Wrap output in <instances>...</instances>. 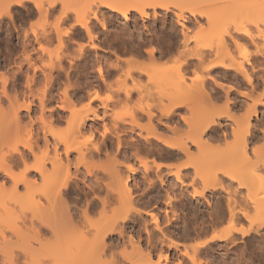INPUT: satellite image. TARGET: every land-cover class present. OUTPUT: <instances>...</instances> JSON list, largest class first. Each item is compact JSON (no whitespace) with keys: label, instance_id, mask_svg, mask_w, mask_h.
<instances>
[{"label":"rangeland","instance_id":"obj_1","mask_svg":"<svg viewBox=\"0 0 264 264\" xmlns=\"http://www.w3.org/2000/svg\"><path fill=\"white\" fill-rule=\"evenodd\" d=\"M76 1L78 0H75L73 2L75 3ZM91 1L93 2V0H86V1L82 0V2L80 1L81 6L83 5L82 7H84L85 5H89L91 3V6L94 7L95 4L93 2L94 4L93 5ZM163 1H167L170 3L171 7L169 11L158 8L157 13H155L153 9H149L148 17H143V18L140 17L139 14H137L134 11L131 12V15L129 16L131 18L129 20H125L124 17L118 14L117 12L106 11L105 9H103L105 11L102 10V14H101V11H100L99 12L100 18H103V16L106 17V20L108 18L107 20L108 28L107 30H102L101 26H99L100 24L97 23V21L93 19V23L95 24L96 29L100 31L98 39L94 40L95 44L99 45V47H96V48H91L89 44L90 41L88 40L87 37H84V38L77 37L79 41V42L77 41V43L65 38V47H63V49L59 47L58 36L55 33L56 29L66 30V29L71 28L73 24L75 25L74 17L76 15V14L75 15L73 14L74 11H71L74 9H71V10L68 9L69 11L72 12V14L70 13L69 15L70 17H68V19L65 18L63 20L61 18L60 20L59 17L63 13L61 9L65 7L64 5L62 6L61 3L57 5L56 7L57 9L56 8L50 9L51 12L49 10L48 12L45 10L46 12L45 11L44 12L46 14L43 13V11L41 14V12L39 13V11H37L34 4L30 2H26L25 6L23 7L16 6V5L13 7L11 11L13 15V17L11 18L13 19L9 18L10 16L8 15L0 17V95L1 97H3L2 99L4 102V103L2 102L3 104L2 112L0 108V112H1L0 114L2 115V117H0V157L8 156L9 153L12 151V148L15 145H17L18 147H21V144L25 142L31 143L34 147V153L29 158L30 164L36 163V161L39 160L40 157L43 155L44 148L42 146V142L40 143L39 141V143L38 142L36 143L35 142L36 136L33 134L35 133V131L37 130L39 126V115H40L39 99L44 94H45V99L48 102V107L49 106L53 108L56 107L57 109H58L57 107L58 104H62L64 101L67 104L66 98L64 95V89L65 90L67 89V94L69 97L71 96L74 97L75 95L77 96L84 95L83 99L76 101L73 107L74 109L82 110V108H84L85 105L88 103L91 95L94 94L95 89H98L100 100L93 101L91 103V106L94 109H96L97 112L99 111L98 113H100L101 115H104L103 116L104 118L101 120H98L97 124H93L91 126L93 129L96 130V133L94 135H91L90 127L84 130L80 134L78 132L76 133V131H74L72 126L70 125V122H68L69 118L66 119L68 115L70 114V111L68 109L66 110V112H64V116H65L64 119L58 122V124L59 123L60 124L57 125L56 127L57 131L61 134V136L64 139H66L70 143L78 142L82 144L87 141L86 143L88 144L90 143L89 145L91 146V143L93 144L96 142L97 143L101 142L102 138L104 137V136L103 137L101 136L102 131H104L105 128L108 129L109 133L107 132L108 134H106V137H109V138L104 137L103 140L105 139L107 140V143H108L107 147L109 148L103 147V152L99 157L95 156L94 158H88V160L90 162L91 161L95 162L96 164L98 163L101 165L103 164L104 168H109V169L111 167L114 168L113 166L115 165L118 172L119 171L121 173L123 172L124 176L129 174V171L127 169V163L134 165V167H137V170H138L136 171L137 173L133 175L131 174V178L133 180L132 179L129 180L130 181L129 183L131 184L129 185L132 186L133 188L135 184L137 185L135 189L136 191H134L136 194L133 192L134 200L136 199L137 201L135 202L136 207L138 205V207L141 208L142 210L146 209V211H153L157 213L161 219V222H162L161 225L163 224V221H164L165 229L164 228L163 229L164 230H167L166 228L169 229L166 231V233H168L169 236L171 235V237H173L172 235L174 234L175 239L177 238V241L182 243L181 245L180 243L177 245L179 246L178 247L179 249L176 247H175L176 249H174V246L169 248L167 247V245H164L162 249L158 247L157 249L151 251L152 255L154 254V256L152 257L156 259L158 258L160 254L167 253L170 257L169 262L165 263V261H162L161 264L163 263L178 264L179 261L182 264H194L193 262L188 260V258L185 256L183 252L185 250L184 247L186 246L188 248L189 253H193L192 246L194 245V242L196 240L198 241L200 237L205 235L204 233V235L201 234V236H199L200 234L197 235L195 233L196 231L198 232V230L199 231L201 230L202 228L201 226H203V224L206 226L205 220H208V219L211 220L212 216L210 215H212L211 212L215 211V209H213L215 206L213 207V205H215L214 200L216 201V198L212 199V197H210L212 202L209 206L207 201H205V199H203L202 197H196L198 198V200H196L195 197H192L191 195H189L192 193L193 187H196L198 190L199 189L201 190V187H202V184L199 178L197 179L198 182L196 179L194 181H191L192 180L191 176L193 178V175H194V169L190 168L189 170L188 169L182 170V172H186L187 174H189V176L185 178L188 180V183L191 181L190 182L191 185L190 184L188 185V183H186L187 185L185 184L184 187H182V184L180 182L178 183V181L173 177L172 174L169 175V172L175 171L176 165L179 164L182 161V159L183 161H184V158L187 159V157L182 156L183 158L182 157L180 158L181 161L180 159L176 161V159L174 158L172 159V157L170 156L171 155L170 149L169 148L167 149V147H165L160 140H157L156 138L154 139L150 138L151 139V144H150L149 142L150 139L149 141H147L144 138V136H147L148 130L151 124L153 125L157 124L156 129L161 139H164L167 141H174L177 139L189 141L185 138H189L190 137L189 135L193 134L194 132L196 133L197 132L196 130L201 127V123L204 122V120H206L207 118L211 117V118H215L219 120V123H220L219 125H217V128L215 127L216 130L214 129L212 130L214 131L213 137H210V140H212L211 142L212 145L214 142L215 144L217 143V141L214 140L213 138L218 139L219 136L220 137L225 136L223 138L224 140L222 139V137L218 139V142H220V144H216V147L221 145V148L222 147L227 148L226 147L227 144H230L234 141V134L232 131H234V129L237 128L238 122L241 124V120H243L242 116L245 115L244 118L246 117V114H247L246 111H248L250 106H253V103H255L254 99L257 100L258 98H260L259 102L257 101L255 103V109L257 112V116H252L250 118L251 124L253 126L250 125L252 127L251 128L252 130L249 132L250 135H248V138H247V144H248L249 151L251 150L253 151L258 148L256 150L258 151V153L256 155V154H253L254 152L251 151L252 160L250 159L249 162L250 161L253 162V167L249 166L248 168L247 166V169H246V166H245L244 169L248 170V169L253 168L250 171L258 174L256 176L259 180V184L257 183L256 185H254L256 187V188L254 187L255 189H253V186H252V192L253 194H255V191H256V195L258 193V196L259 195L261 196V193L263 192L262 188H264V184L263 185L260 184L262 182L260 180L264 179V161H263L264 156L261 155L263 158L259 156V153L262 152L261 149L264 146V0H227V1L217 0L216 2L214 0H163ZM67 3L73 4L70 2V0ZM47 4L44 2V5L46 7H48ZM212 4H215V5L213 6ZM76 5L78 7L77 3ZM174 5L181 7L183 10L180 11L177 8L175 9ZM211 5H212V8H211ZM60 7H63V8H60ZM68 7L71 8L70 5ZM77 7L75 6V8ZM205 7L212 9L211 10L212 13L209 14L211 19L214 17H217L218 15H224L225 17H229V18L232 17V19L237 20V21L238 20L240 21L241 19H243L244 21H246V23H249L250 31H252L255 34L253 35L254 38L252 39V40L255 39L254 42H252L251 38L248 39L246 36L243 37L244 35L243 36L239 35V33L234 30L231 31L232 25L230 24L221 23L216 28L217 29L219 28V30L228 29L231 31V34L234 38L235 37L238 38V39L236 38V40L240 42L239 43L240 46L236 47L235 41H234L235 43L234 44L233 41L231 40L232 37L225 35V37L227 38V42L231 45V47H233L232 48L233 49V60L228 58L225 60V63L229 64L232 61H234L235 63H243L244 68L247 71L246 74H248V72L249 73L253 72L252 74L251 73L249 74L250 76H253V82L251 84L248 82V80L245 79L246 77L244 74L245 70L244 72H242L243 70H241V72H238L237 70H234V68L233 69L224 68L228 70L226 71L222 67H218V68H213L211 71H206L211 65L216 64L219 60H221V57H218L215 54V50L217 49L216 48L217 40L213 38L212 36V31L214 30V27L212 28L208 25L207 23L208 16H200L198 14L191 15V13L189 12L190 8H201L202 9ZM175 12H183L184 18L177 19ZM43 14H45L46 16ZM178 20L179 21L181 20L180 22L184 24V26L181 25L178 22ZM44 31H46L47 33L50 32L49 33L50 38H45ZM125 31L127 33H125ZM181 32L182 33L187 32V34L193 38L188 43L186 42L187 44L186 43L183 44L184 43L183 41L185 39H183L184 34H182ZM81 36H84V35H81ZM36 37H39V38L41 37L40 39H41L42 44L48 47L49 52L45 53L40 50L39 44H38L39 42L36 41ZM171 37L173 39H171ZM240 37H242V39H240ZM167 40H170V41H167ZM80 41L84 42V45H85V50L83 52V55L81 56L83 59L80 57L79 55L80 52L78 51L80 43H81ZM24 44L26 45V47L24 46ZM134 44L136 46H134ZM171 44L173 46L178 44L177 46H174V47L177 49V47L180 46L179 47L180 50H183V51L179 50V53H178L177 51H174L175 48L173 47L174 48L173 56H171L172 54H166L168 58L165 57L164 59L163 58L156 59V58L151 57L153 55H155L153 57H158L159 56L158 54L162 51L161 48L165 46L166 48L170 46L172 47ZM153 47L155 48V50H154V53L151 54V52L149 53V51H151ZM157 49H160L161 51ZM203 50L205 53H207V55H205V59L203 60V62L200 61L201 62L200 63L198 59H189V56L187 53H191L195 51H203ZM77 51L79 52V54H77L78 53ZM163 51H165V48L163 49ZM24 52H26V54L27 52L28 53L30 52L29 54L32 56L31 63L28 64V62L23 58V57H26L25 56L26 54H24ZM85 52L86 54H84ZM186 55L188 57H186ZM58 56H60V58L62 59V60L60 59L61 61H59ZM77 57L78 58L80 57V59H78ZM185 59H189L188 61L190 63L187 66L188 68L186 67L183 72L184 73L183 83L186 86L192 85V88H189L190 86L187 87L189 88V90L193 89L194 87L193 85L196 84V81L199 82V80L201 79L206 80L208 79L209 75L214 76L218 80V82L216 81L215 83L214 81L209 80V83H208L209 85L207 83L205 84V87L208 90V92L206 91V89L204 91V93L206 92L205 94H203V91H201L200 94L201 93L203 94L201 98L200 97L198 98V95H197V93H199V90L197 91V93H196V90H192V92L188 90L190 94L187 92L186 95L189 94L192 96L193 94V95H196L197 97L190 96L192 98V100L188 99L190 102V105H188L187 107L184 106L183 108L181 107L178 110H176L173 116L171 115L169 117H166L164 114V110L171 103V99L169 98L170 92H167L168 90H166L165 92V90H162L160 86L162 87L165 86V82H164L165 80H163L164 77L166 76L165 74L166 73L167 75L170 73L172 74L175 71L174 70L175 67L181 62L183 63ZM51 62L57 65L56 67H58V64L60 63L61 66L65 67L64 70L67 71V69H69L70 72L68 70L69 73L68 75H66L63 69L59 73L57 68H56L57 70L54 69L51 71L50 69H48L49 67L44 66L45 64H50ZM70 64L74 68L72 69L71 67L68 68ZM100 64L102 67H104L103 69H105L106 71L112 68L111 67L112 65L119 64V68L117 67L116 70L113 71V74H111L109 77V80H108L109 84L112 83L111 88L109 86L106 87L104 83L102 82L101 77L98 75L99 73L97 71V68L100 66ZM35 66H38V68H35ZM75 67L80 70L75 69ZM71 70L72 71L75 70V71L72 72ZM45 71H48L49 73L51 71V78H52L51 83L47 87H46V77H44L45 73L47 72ZM142 71L146 73L140 74V72ZM241 73L244 74V76L241 75ZM149 76H151L153 80H149ZM3 77L8 78V83L6 85L7 91L10 92L11 95L14 94V92L16 91L18 93V97H19L18 99L20 102H22L23 100L27 101V99L34 101V105L29 111V115H28V111L21 110V116L22 115L23 116L22 117L20 116L21 120H19L18 124H16L17 122H12L11 121L13 120L12 118L9 120V118L12 116V113H10L12 109L10 108L11 106L9 105L10 103L7 100V98H5L1 94V91L3 88V82L1 79ZM198 82H197V87H198ZM124 84L128 87H132V86L137 87V91L134 92V95L130 98V100H126L125 95L122 92L120 94L116 93V89L119 86H122ZM138 86L141 87L140 88L141 90L139 89ZM185 88L186 87H184V89ZM207 94H210L209 95L210 100ZM226 96H228V98ZM206 97L208 99H206ZM229 97L231 100L229 99ZM47 98L48 99L52 98L51 102L48 101ZM247 104H249L250 106H247ZM245 107L246 109L248 107L249 108L245 110ZM73 108L71 107V109ZM149 114L152 115L151 118L149 117ZM6 115L9 117H7ZM230 116L232 118H229ZM133 119L136 120L138 125H135L132 123V121H134ZM234 119H236L237 121ZM9 121H11L12 124ZM244 121H246V118L244 119ZM16 125L18 127L17 129H16ZM170 126L171 127L176 126L175 127L176 129H174L173 127V130H175L176 132L175 131L173 132L172 130H170L169 128ZM30 130L34 133L30 134L29 132ZM220 132H223L224 134ZM209 134H207V136ZM219 134H222V135H219ZM141 135H143V137ZM207 136H205L204 138H206ZM120 140L122 141L123 144L121 145V148H118L117 142H121ZM154 142L155 143L158 142V143L155 144ZM135 143L137 144L136 147L140 146L143 143L142 146L148 145L147 147L149 148L153 146L152 149L154 148V145L158 144L157 145L158 147L156 150H154V152H151L148 154L146 153V151H142V152H139V155H141L144 152V156L146 154H147L146 156H149L148 157L150 159L148 161V165L150 166L149 176L153 179L157 178L156 173H158L157 172L158 169L155 167L153 161L151 160V159H154L153 157H155L156 161H163L171 165L170 168H167V167L163 168L162 173H164V177H165L164 183L160 184V182H158L157 180L155 181L156 182L155 184L150 185L151 187L149 186V184L147 183L145 173H144L146 171L143 166L139 165L140 162H138L136 159V157L138 158L139 155L134 157V152L136 154V149H135L136 147H134L136 145ZM139 143L141 144L139 145ZM142 146L140 147L143 148ZM159 146L161 147L159 148ZM141 150H145V149H141ZM158 150L161 151V152L159 151L160 155H158L159 154ZM191 150L194 151V153L198 152L196 146H193V145H191ZM226 152L227 151H225V153ZM71 155H72L71 157L74 158L77 154L73 152ZM127 155L129 157L132 156V158L128 157L127 159V157H125ZM144 156L142 154L140 157H144ZM14 173L18 174L20 172H14ZM259 173L262 175L260 176ZM108 177L107 179L105 178V180H107L106 182L113 183L114 180L111 177L110 178ZM2 179H4V181L6 182L5 184L6 190L2 188L1 190L3 192L1 191L0 192L3 195V200L5 199V203H7V205L17 213L18 219L16 220V222L21 230L16 233L7 226L6 221L9 222V219L8 218L6 219V216H5L7 213L6 208L4 207L2 208L0 206V250H1L0 253L4 251V249L2 250L1 248H5L6 250V247H3L4 242L7 243V247H9V243L7 241L10 240L9 242L12 241V243H16V242L20 243L21 239L18 240V238L16 237H19V235L23 236L22 237V240H23L24 237H27L28 235L27 233L32 234V232L29 231V228L32 226V220H34L33 215L35 214L34 215L35 217L37 216L36 214H38V208H36L37 210L34 209V212H33V210H31L30 208L26 207L25 209L24 208L25 205L22 208V206H20V204L18 203H15V202L13 203L11 200L8 202L9 192L12 188L10 184H12V182L8 178H6L4 174L1 173L0 181H2ZM187 180L185 181L187 182ZM133 183L135 184L133 185ZM225 183H228V182H225ZM171 184L172 186L176 185L174 186L175 188L173 187V189L175 190L172 189ZM237 185L238 184L236 182H233L232 184H228V187L230 186L232 188H235ZM258 185H260L259 187L260 189H262L261 190L262 192L259 191L260 189L257 190ZM225 187H227V184H225ZM183 188L185 189L187 188L186 189L188 190L187 193L190 191L189 194H187L188 196L185 194L186 192ZM232 188L230 190H232ZM20 189H19L20 190L19 192L24 193L25 189L23 185L20 186ZM86 189H88L87 191L89 192V195H88L89 198L90 196L92 197L94 195L93 192L89 188H86ZM235 189H237V187ZM181 190L183 193L181 192ZM237 190H238L237 193L239 196H241L243 192L242 197L248 193L246 191L247 189L246 190L240 189V192H239V189ZM221 192L224 193L223 190H221ZM4 193L5 194L8 193L7 194L8 198H5L6 196L4 197ZM105 194L106 192L104 193L103 191V196ZM182 194L185 195V197L182 196ZM176 195L179 197H176ZM34 197L36 200L38 201L40 200L39 194H35ZM169 197H172L170 205L168 203ZM238 197L236 196V198ZM69 199L71 203L76 204L74 198L70 197ZM239 199L241 200L242 198L239 197L238 201H240ZM113 200L107 206V208L105 209V212L103 213V223L115 222L116 224H120V225L123 224L122 226L125 225L126 230L129 229L131 230L130 231L131 233L137 236V238L138 236L140 237V242L143 245V251L144 253H146V251H148L150 247V246L146 247V241L144 239L146 233L143 232V233H139L138 235V233L136 234V228L139 229L138 227H142L141 225H143L144 221H147L148 226L152 229V227L154 226V223L151 222L152 218L148 214L146 215V213L142 212L143 214L141 216L142 217L145 216L146 218L143 217L144 218L143 219L140 215H137L138 217L131 218L133 220H130L128 218L127 221H122L123 219L122 216L125 213L123 206L119 200L117 199H113ZM203 202H206V203L204 204ZM223 202L225 203V201ZM77 205L78 207H81V205L83 206L84 203L80 201V202H77ZM166 209L168 210L165 212ZM207 212H209L208 214L210 215H208ZM166 213L168 214L167 216H166ZM252 213L254 214L253 216L251 215ZM171 216L173 217L172 219H174V221L171 219ZM255 216H256L255 211L253 212L251 210L250 217L253 218ZM168 217L172 221L171 222L173 224L172 227H171L170 222H168L169 225L167 224L166 218ZM136 218H140L142 222ZM176 218H178L177 219L178 221L177 220L175 221ZM226 218L224 219L223 222H221V224L219 223L220 225L218 224V226L215 229L216 231L222 232L228 229L229 227L231 228L230 226L231 224L228 222L229 218L228 219ZM134 219H136V222L134 221ZM210 220L208 221L210 222ZM175 222H178V223H175ZM247 223L248 221L244 220L243 225L245 224L244 226L248 227L250 223L248 224ZM177 224L179 226H177ZM183 225L185 227L188 225L189 229L195 232L194 238H193V233L191 231H190L191 233L189 232L188 227H186L187 228L186 229ZM195 225L197 226L199 225V226L196 227ZM236 225H238L236 228L241 227L239 224H236ZM193 226H194V229L195 228L196 229L198 228V229L197 230L191 229L193 228ZM170 228H171V231H170ZM182 229L183 231L189 232V233L183 232L184 234L187 233V236L188 234H192V240L190 237V239L187 241L186 239L189 236L186 237L185 239L184 238L185 235L184 236L179 235L182 233ZM168 231H170V233L172 234H170ZM158 232L157 234H161ZM209 232L212 233V231L209 230L208 234L206 233L207 236L205 235L206 238L209 236ZM155 233H156V230H155ZM236 234L238 237L237 236H236L237 238L235 237L237 240V241L235 240V246H232L233 245L232 242H229V241L227 242L230 243L231 245L228 244L227 245L228 247L225 245L227 244V242L224 241L225 242L224 243L223 241H216L215 243L217 244H215L214 242L213 243L211 242L212 244H210L214 246L213 247L214 249L211 248L212 246H210L211 249H209V245L208 247L206 246L203 249L201 248L202 251L204 252V253L199 252L202 255L204 254L202 256L203 257L202 259L206 260V257L208 258V255L210 252L208 261L213 257L212 259L216 261L215 262L212 260L213 262H215L214 264H216L217 262H218L217 264H222V263L226 264V263H229V261L231 264H264V256H263L264 255V250H263L264 249V246H263L264 245V228L260 232H257V233L256 231H253L250 235H246V237L242 236L240 233H236ZM129 235L128 234L127 236L125 235L124 237L125 239L124 238L122 239V241L126 243L127 247L126 245H124L125 243H123L122 241L119 242V245L116 246L117 248L114 247L115 249L112 248L111 249L112 251L108 250L109 252L108 251H106L107 253L105 252V255H103V261H108L112 259L113 255L118 257L117 260L121 259L120 253H122L125 249H126L125 252H129V253L133 252L134 250L132 249L133 246L131 245L130 241L127 240L130 237ZM117 236L118 235H115L114 237L116 238ZM2 237H3V240H2ZM142 237L144 240L142 239ZM200 240H203V237ZM33 244H34V247L37 246V244L35 243ZM183 244H185V246ZM258 246L259 247L262 246V247L259 248ZM229 247H232V250L231 248L230 250L227 249ZM259 249L260 250L262 249V250L260 251ZM16 251L17 252L19 251L18 248L16 249ZM222 251H225V252H222ZM5 252H2L3 254H0V258H1L0 264H4L1 261L3 259V255ZM7 253H5V255ZM144 253H141V254H143L144 256L145 255ZM225 253H227L226 254L227 258L224 257ZM135 255L133 257L134 262L139 260V258H137L139 255H136V256ZM143 256L142 257L139 256L141 257L139 260L140 262L144 261V260H141V259H145L143 258ZM262 256L263 258H261ZM224 258H226L227 260ZM21 259H22V262L24 263L20 261L19 262L20 264H25V261L26 263L31 261L30 258L26 259L24 257H21ZM54 259L56 260V258ZM217 259H219L221 263H219ZM221 259L226 261V263L222 262ZM45 260L43 259L45 263L41 261V264H56L57 263V261L53 260V258L52 259L46 258ZM117 262L116 264H134V262L130 263L128 261H127L128 263L126 261H120L118 263ZM211 263L212 262H208L206 264H211Z\"/></svg>","mask_w":264,"mask_h":264},{"label":"bare ground","instance_id":"obj_2","mask_svg":"<svg viewBox=\"0 0 264 264\" xmlns=\"http://www.w3.org/2000/svg\"><path fill=\"white\" fill-rule=\"evenodd\" d=\"M73 1H75V0H72V1L70 0V2L73 4H69V3H67V2H69V0H0V17H3L5 15L10 16L9 18L13 17L12 12H11L13 7L15 5L23 7V6H25L26 2H30V3L34 4L37 11H39V13L41 12V14H42V11H43V13H45L46 11L48 12V10L51 12L50 9H55L57 7V5H59V3H61V5L62 6L64 5L65 7L64 8L60 7V8H63V9H61L63 13L59 17L60 20H61V18H62V20L65 18L68 19V17H70L69 16L70 13L72 14L71 11H74L73 14L74 15L76 14V15L74 17L75 18L74 19L75 25L73 24L71 26V28L66 29V30H61V29L57 30L56 29L55 33L58 36L59 47L62 49H63V47H65V38H67L68 40H72V41L77 43V41H78L77 37H79V38L80 37L81 38L87 37L88 40L90 41L89 44H90L91 48H96V47H99V45L97 44L98 45L97 46L95 44L94 40L98 39L100 31H98L96 29L95 24L93 23V19L96 20L97 23L100 24L99 26H101L102 30H107V28H108L107 27L108 18H107V20H106V17H104V16H103V18H100V15H99L100 11L102 14L103 9H105L106 11L117 12L118 14L123 16L125 20H129L131 18L129 16L131 15V12H133V11L136 12L137 14H139V16L143 18V17H148L149 9H153V11L155 13H157L158 8L169 11L170 7H171L169 2L163 1V0H93L95 5L93 4L92 1L91 2L94 5V7L91 6V3L89 5H85L84 7H82L83 6V5L81 6L82 0H80L81 2L78 0L75 3ZM214 1L216 2L217 0H214ZM225 1H227V0H225ZM44 2L46 4L48 3L47 4L48 7H46L44 5ZM66 3H67V5H66ZM76 3L78 4L79 8L77 7ZM215 4H212V5L214 6ZM69 5L71 6V8L68 7ZM72 5H74V6H72ZM208 5H210V4H208ZM212 5H211V8H212ZM75 6L77 8H75ZM72 7H74V8H72ZM174 8L175 9L177 8L180 11L183 10L181 7L176 6V5H174ZM211 8L205 7L202 9L201 8H190L189 9V12L191 13V15H197L198 14L200 16H208V20H207L208 25L212 28L214 27V30L212 31V36H213V38H215L217 40V47H216L217 49L215 50V54L218 57H221V60H219L216 64L211 65L209 68L207 67L208 69L206 71H211L213 68L222 67L223 69L224 68H226V69H233L234 68V70H237L238 72H241V70H243L242 72H244L245 68H244L243 63H235L234 61L230 62L229 64L225 63V60L228 58L233 60V49H232L233 47H231V45L227 42V38L225 37V35L232 37L233 39L231 38V40L233 41V43L235 41L236 44L235 43L234 44L236 45V47H239L240 42L236 40L237 37L234 38L232 36V34H231L232 30L238 32L239 35H242V36L244 35L243 37L246 36L248 39L251 38V40L254 38L253 35H255V34L252 31H250L249 23H246V21H244L243 19H241L240 21L239 20L237 21V20L232 19V17L229 18V17H225L224 15H218L217 17L212 18L213 19L212 20L209 16V14L212 13ZM68 9H70V10L74 9V10L69 11ZM105 10H103V11H105ZM249 11H247V12H249ZM251 11H253V10H251ZM45 14H43V15H45ZM175 15L177 16V19L184 18L183 12H175ZM241 18H243V17H241ZM11 19H13V18H11ZM180 21L178 20V22L184 26V24H182ZM223 21H225V22H223ZM221 23H227V24L232 25L231 31L228 29H224V30H219V28L217 29L216 27L218 25H220ZM215 28H216V30H215ZM126 31H125V33H127ZM49 33L50 32L47 33L46 31H44L45 38H50ZM182 34H184L183 39H185L183 41L184 42L183 44H185L186 42L188 43L193 38L190 35H188L187 32L186 33L184 32ZM81 35H84V36H81ZM123 35H124V33H123ZM230 37H229V39H230ZM40 38L36 37V41L39 42L38 44H39L40 50L42 52H45V53L49 52L48 47H46L42 44ZM171 39H173V38L171 37ZM240 39H242V37H240ZM254 40H252V42H254ZM167 41H170V40H167ZM80 42L81 43H80V46L78 49L80 54L78 51H77L78 52L77 54H79L81 57L83 55L84 50H85V45H84V42H82V41H80ZM169 43H171V42H169ZM169 43H167V44H169ZM174 44H175V42H174ZM86 45H88V44H86ZM177 45H174V46H177ZM24 46L26 47L25 44H24ZM134 46H136V45L134 44ZM174 46L172 45V47L170 46L167 48H166V46L162 47L161 48L162 51L160 49H157V50L161 51L158 54L159 56L153 57V56H155V55H153L151 57L156 58V59H162V58L164 59L165 57L168 58V56H166V54H172L171 56H173V49L175 48ZM184 46H186V45H184ZM179 47L180 46H178L177 49L175 48L176 50L174 49V51H177L179 53V50H180ZM140 48H139V50H140ZM153 48H152V50L149 49V50H151V51H149V53L150 52H151V54L154 53L155 48L154 49ZM164 48H165V51H163ZM25 51H26V49H25ZM180 51H183V50H180ZM189 51H191V50H189ZM29 53L27 52V54H26V52H24V54H26L25 55L26 57H23L28 62V64L31 63V57H32ZM84 54H86V52ZM187 54L189 56V59H198L199 62L200 61L203 62V60L205 59V55H207V53H205L204 50L203 51H195V52H191V53H187ZM211 54H212V52H211ZM188 56L186 55V57H188ZM58 57L57 58L59 59V61H61L62 59L60 58V56H58ZM80 57L79 58L77 57V58L80 59ZM169 57H170V55H169ZM189 59H185V61H183V63L182 62L179 63L175 67V69H174L175 71L172 74L170 73L167 75V73H166L165 74L166 76L163 79V80H165L164 81L165 86L164 87L160 86L162 90H165V92H166V90H168L167 92H170L169 98L171 99V103L164 110V114L166 117H169L171 115L173 116V114L179 108H181V107L183 108L184 106L187 107L188 105H190V102L188 99L192 100L191 97H197L196 95H193V94H192V96L189 95L190 92H192V90H196V93L199 90V93H197V95H198V98L199 97L201 98V96H203V94L206 93V92L204 93V91L206 89L205 84L206 83L208 84L209 80L214 81L215 83H216V81L218 82V80L214 76L209 75L208 79H206V80L201 79V80H199V82L195 80L196 84L193 85L194 87L192 90L191 89L189 90V88H192V85L191 86L189 85L190 86L189 87L188 85L186 86L183 83L184 82V73L183 72H184L185 68L190 63L188 61ZM27 62H25V63H27ZM89 64H87V65H89ZM70 65L68 66V68H70V67H71V69L74 68L72 65L71 66ZM44 66L49 67L48 69H50L51 71L54 69L55 70L58 69L59 73L63 69V71H65L66 75H68V73L70 72V70L67 68H66L67 71L64 70L65 67L61 66L60 63L58 64V67H56L57 65H55L53 62H51L50 64H45ZM111 67L112 68H110L106 71L105 69H103L104 67H102L100 64V66L97 68V71L99 73L98 75L101 77L102 82L104 83V85L106 87L109 86L110 88L112 87V85H111L112 83L109 84V81H108L109 77L111 74H113V71L116 70L117 67L119 68V64L118 65L114 64ZM35 68H38V66H35ZM75 69L80 70L76 67H75ZM226 69H224V70H226ZM68 70H69V72H68ZM51 71H50V73L48 71H45V72H47L44 75V77H46V87L51 83V80H52ZM74 71H72V72H74ZM226 71H228V70H226ZM43 73H44V71H43ZM141 73L145 74L146 72L142 71V72H140V74ZM246 73H247V71L245 70V73H244L246 76L245 79L248 80V82L251 84L253 82V76L249 75L251 72L250 73L248 72V74H246ZM244 74L241 73V75H243V76H244ZM234 77H236V76H234ZM1 80L3 82V88H2L1 94L5 98H7V100L10 103L9 105L11 106L10 108L12 109L10 112V113H12V116L9 118V120L12 118L13 120H11V121L17 122L16 124H18L19 120H21V117L23 116V115L21 116V110L22 111H28V115H29V111L31 110L32 106L34 105V101L27 99V101L23 100L22 102H20L18 99L19 98L18 93L16 91L12 95L10 94V92L7 91L6 85L8 83V78L3 77ZM149 80H153V78L151 76H149ZM160 81H162V80H160ZM197 82H198V87H197ZM194 83H192V84H194ZM184 87H186V88L189 87V88L184 89ZM230 87H231V85H230ZM140 88L141 87H139V89ZM208 89H210V88H208ZM135 91H137V87H135V86L128 87L125 84L122 86H119L116 89V93L120 94L122 92L125 95L126 100H130V98L134 95ZM201 91H203V94L202 93L200 94ZM206 91L208 92L207 89H206ZM187 92L189 93L188 94L189 97L191 96L190 98L188 97V95H186ZM64 95H65L67 104L65 103V101L64 102L62 101L64 104L63 103L58 104L57 105L58 109L56 107L55 108L50 107V106L48 107V102L45 99V94L42 97H40V99H39V102H40L39 126H38L37 130L35 131V133L32 132L31 130L29 131L30 134L34 133L33 135L36 136L35 142L36 143L37 142L39 143V141H40V143L42 142V146L44 148L43 155L40 157L39 160L36 161V163L30 164V162H29L30 156L34 153V147L29 142L22 143L21 147H18L17 145H15L12 148V151L9 153L8 156L0 157V174L1 173L4 174V176H6V178H8L12 182V184H10L12 186V188L9 192V198L7 197L8 193L7 194L4 193V197L6 196L5 198L9 199L8 202L11 200L13 203L15 202V203L20 204V206H22V208L25 205L24 206L25 209H26V207L30 208L31 210H33V212H34V209L38 208V214H36L37 216H35V217H34L35 214L33 215L34 220H32V226L29 228V231L32 232V234L27 233L28 234L27 237H24L23 240H22L23 236L19 235L20 238L16 237V238H18V240L21 239L20 243L19 242L12 243V241L9 242L10 241L9 239H8L9 241L5 240L9 243V247H7V243L4 242L3 247H6V250H5V248H1V249L2 250L4 249V251H2V252L6 251L5 253H7V251H8V253L6 255L4 253L3 259L1 262L4 264H20L19 262L20 261L22 262L21 257H24L26 259L30 258L31 261L27 262V263L25 261V264H41V261L44 262L43 259L45 260L46 258L47 259L53 258V260H55L54 258H56L55 261H57L58 264H116L117 261L118 262H120V261H126L127 262L128 261L130 263L134 262L133 257L135 255V253H136V255H139L141 257L143 256V254H141V253H144L143 245L140 242V237L138 236V238H137L136 235H134L133 233L130 232L131 230H129V229H128L129 231L126 230L125 225L122 226L123 224L120 225V224H116L115 222L103 223V213L105 212V209L112 202L113 199H117L122 204L124 212H125L122 216L123 217L122 221H127L128 218L130 220H133L131 218L138 217L137 215L141 216L143 214L142 212H144V213H146V215L148 214L152 218L151 222L154 223V226L152 227V229L148 226L147 221H144L143 225H141L142 227H138L139 229L136 228V234L138 233V235H139V233H143V232L146 233L145 237L143 236L145 241H146V247L150 246L151 248L149 247L148 251H146L147 254L144 253L146 256L144 255L145 257L143 256V258H145V259H141L144 261L140 262L139 260L141 257L138 256L137 258H139V260L135 261L137 263L134 262V264H161L162 261H165V263H168L170 257L167 253L160 254L158 256V258L154 259L152 257V256H154V254L152 255L151 251L157 249L158 247H160V249H162L164 247V245H167V247H169V248L174 246V249H176L179 247L177 245L180 242L177 241V238L175 239L174 234L172 235L173 237H171V235L169 236V234L166 233V231L169 229L166 228L167 230H164L165 229L164 221L162 220L163 221L162 225L164 226L163 227L161 225V223H162L161 219L157 213H155L153 211H146V209L142 210L141 208L138 207V205L136 207L135 202H137V201H136V199L134 200L133 194L135 193L134 191H136L135 189H136L137 185L135 183H133V185L135 184L134 188H133L132 186H130L131 184L129 183L130 182L129 180L132 179L131 174L133 175V174L137 173L136 172V171H138L137 167H134V165L127 163V169L129 171V174L124 176L123 172L122 173L120 171L118 172L114 163H113L114 166L112 165L114 168L111 167L112 169L111 168L109 169V168H104L103 164L102 165L99 163L96 164L95 162H92V161L90 162L88 160V158H94L95 156L99 157L103 152V147L109 148V147H107L108 146L107 140L106 139L103 140V138L106 137V134L109 133L108 132L109 130L105 128V130L102 131V133H101V136L102 137L104 136L102 138V141L98 142V143L96 142L93 144L91 143V146H90L89 145L90 143L89 144L86 143L87 141L82 143V144H80L78 142L77 143L76 142L70 143L66 139H64L56 129L57 125L60 124V123L58 124V122L63 120L65 117L64 112H66V110L68 109L70 111V114L68 115V117L66 119L69 118L68 122H70V125L72 126L73 130L76 131V133L78 132L80 134L84 130H86L87 128L90 127L91 128V130H90L91 135H94L96 133V130L93 129L91 126L93 124H97L98 120H101L104 118L103 117L104 115H101L100 113H98L99 111L97 112V110L91 106V103L93 101L100 100V95H99L98 89H95L94 94L91 95L88 103L85 105L84 108H82V110L74 109L73 107H74L76 101L83 99L84 95H78V96L75 95L74 97H72V96L69 97L67 94V89L66 90L64 89ZM209 95L210 94H207V96H209ZM227 95H228V93H227ZM226 97L228 98V96H226ZM2 98L3 97H1V95H0L1 112L3 111L2 110V108H3L2 107V105H3L2 104V102H3ZM208 98L210 100V96ZM208 98L206 97V99H208ZM229 99H230V97H229ZM47 100L51 102L52 98L51 99L47 98ZM259 100H260V98H258L257 100L254 99V102L255 103L257 101L259 102ZM255 103H253V106H250L249 104H247V106H250V108L248 107L249 109L247 108L248 111H246V113H247L246 117H245L246 121H244L245 115H243L242 116L243 118L241 117L243 119V120H241V124L238 122L237 128L234 129V131H232L234 134V141L230 144H227V146H226L227 148H223V147L221 148V145H219V146L217 145L219 148L216 147V144H220V142H218V139L221 138L222 136L221 137L219 136L218 139L213 138L214 140L217 141V143L215 144V142H214L212 145V143H211L212 140H210V137H213L214 131H212V130L213 129L216 130L217 125H219L220 123H219V120H217L215 118H211V117L207 118L206 120H204V122L201 123V127L196 130L197 131L196 133L195 132L193 133L194 135L191 134V135H189L190 136L189 138H185L189 141H185V140H181V139H179L180 141L178 139H177L178 141L177 140L167 141V140L161 139L160 135L156 129L157 124H154V125L151 124L149 127V130H148L147 136H144V138L147 141H149L150 138H153V139L156 138L157 140H160L162 142V144L165 147H167V149L168 148L170 149V151H171L170 156L172 157V159L173 158L176 159V161H178V159H180L182 156L187 157V159L184 158V161H183V159H182V161L180 159L181 162L176 165L175 171L169 172V175L172 174L173 177L178 181V183L180 182L182 184V187H184V185L186 183H188V180L185 178L188 177L189 174H187L186 172H182V170L183 169L189 170L190 168L194 169V175H193L194 179L191 176V179H192L191 181H194L195 179L197 180L199 178L200 182L202 184V187H201V190L200 189L198 190L196 187H193L191 194H189L190 191L187 193V191H188V190H186L187 188L186 189L183 188L186 192L185 193L186 195L189 194L195 198L196 197H202L203 199H205V201H207L209 206L212 202L210 197H212V199L216 198V201L214 200L215 205H213V207L214 206L216 207V208L215 207L213 208V209H215V211L211 212L212 215L208 214L209 212H207V214L212 216V217H211V220L208 219V220H210V222L208 220H205L206 226L203 224V226H201L202 227L201 230L200 231L198 230V232L196 231V233L194 231H191L189 229L188 225L186 226V227H188L189 232L191 231L193 233V238L195 237L194 233L197 235L200 234L199 236H201V234L204 235V233H205V235L207 236L208 231L209 230L212 231V233L209 232V236L207 238L204 235V236H202L203 240H200V239H202V237H200L198 239L199 242L196 239H194L196 241L194 242V245L192 246L193 253H189L188 248L185 246V244H183L185 246L184 247L185 250L183 251L185 256L188 258V260H190L194 264H206L208 262H212L214 264L216 262L215 260L212 259L213 257L212 258L210 257L211 261L210 260L208 261L209 256H210V252H209L208 258L206 257V260L208 262L206 260L202 259L203 258L202 256L204 254L202 255L199 253V252L204 253L202 251V249L205 248L206 246L208 247V245H209V249H211V248L214 249L213 248L214 246L210 245L213 242L215 243L216 241H223V242L229 241V242H232V244H233L232 246H235V240L238 237L236 233H240L242 236L246 237V235H250L253 231H256V233H257V232H260L264 228V195H263L264 194L263 193L264 188H262L263 189L262 190L259 187L260 185H258L257 190L260 189L259 191H261V190L263 191V192L261 191L263 193V194L261 193V196L260 195L258 196V193L256 195V191H255V194H253L252 186H253V189H255L256 187L254 185H256L257 183L259 184V180L256 176L258 174L250 171L253 168L246 170L247 166H248V168H249V166L253 167V162H251V161L249 162V160L251 159V151L252 150L249 151V149H248L247 138H248V135H250L249 132L252 130L251 129L252 127L250 126V125H252L250 118L252 116H257V112L255 109ZM49 105H51V104H49ZM71 107L73 109H71ZM247 109L245 107V110H247ZM0 117H2V115ZM7 117H9V116H7ZM149 117L151 118L152 115L149 114ZM229 118H232V117L230 116ZM133 120L134 121H132V123L135 125H138L136 120L135 119H133ZM234 120H236V119H234ZM11 121H9V122H11ZM12 122H11V124H12ZM242 123H244V124H242ZM173 127H174V129H176L175 128L176 126H173ZM173 127L170 126L169 128H170V130H172L174 132L175 130H173ZM17 128L18 127L16 125V129ZM123 128H124V126H123ZM220 133L224 134L223 132H220ZM139 134H141V133H139ZM207 134H209L210 136L209 135L207 136ZM222 134H219V135H222ZM35 136H33V137H35ZM141 136L143 137V135H141ZM205 136H207V137L204 138ZM224 137H222V139ZM106 138H109V137H106ZM109 140H111V139H109ZM149 142L151 144V139ZM156 143H158V142H156ZM122 144H123L122 141L117 142V147L121 148ZM140 144L141 143H139V145ZM142 144L140 146H142ZM157 145H154V148L152 149L153 146L149 148V147H147L148 145L147 146L143 145L142 146L143 148H141L140 146L136 147L137 146V144H136L134 146V147H136L135 148L136 154L134 152V157L139 155V152H142V151H146V153H148V154L151 152H154V150H156L158 147ZM191 145L196 146L198 152L194 153V151L191 150ZM139 147L141 149H145V150H141ZM160 147L161 146H159V148ZM251 149H252V147H251ZM256 150H253L252 152H254L253 154L257 155L258 151H256ZM159 151L160 150H158V152ZM225 151H227V152L225 153ZM261 151L262 152L259 153V156H261V155L264 156V146L261 149ZM51 152H52V154H51ZM73 152H75L77 154L74 158L71 157L72 156L71 154ZM160 152L158 155H160ZM155 153H156V151H155ZM142 154L144 156V152ZM152 154H151V156H152ZM161 154H163V153H161ZM141 155H139L138 158L136 157V159L138 162H140L139 165L143 166L145 171H146L144 173H145L147 183L149 184V186L155 184L156 183L155 181H157V180H158V182H160V184L164 183L165 177H164V173H162L163 168H165V167L170 168L171 165L168 163H165L163 161H156L155 157H153L154 159H151V160L153 161L155 167L158 169L157 170L158 173H156L157 178L153 179L149 176V173H150L149 172L150 166L148 165V161L150 160L148 158L149 156H146L147 155L146 154L144 157H140ZM125 157H127V159H128L129 156L127 155ZM165 157H167V156H165ZM129 158H132V156ZM263 161H264V159H263ZM132 163H133V161H132ZM49 164H50V166H49ZM248 164H250V165H248ZM245 166H246V169H244ZM14 172H20V173L15 174ZM126 173H128V172H126ZM37 174H38V176H37ZM261 175L262 174H260V176ZM107 177L108 178L111 177L114 180V182L113 183H111V182L107 183L106 182L107 180H105V178L107 179ZM185 180H187V182ZM263 180L262 179L260 180V181H262L260 183L262 185L264 184ZM11 182H9V183H11ZM190 182L188 183V185L190 184ZM197 182H198V180H197ZM225 182H228V183H225ZM233 182H236L238 184L236 187H237V189H239V192H240V189H244V190L247 189L246 191L248 193L242 197V194H243V192H242V194L239 193V194H241V196H239L237 193L238 190L235 189L236 187L235 188H232L230 186L228 187V184H232ZM5 184H6V182L4 181V179H2V181H0V191L1 192H3L1 190L2 188L6 190ZM225 184H227V187L229 189L227 187H225ZM21 185H23V187L25 189L24 193L19 192L21 190L20 189ZM171 186H172V184H171ZM171 186H170V188H171ZM174 186H176V185H173L172 189ZM185 187H187V186H185ZM86 188H89L93 192L94 195L92 197L90 196V198H89V196H88L89 192L87 191L88 189H86ZM231 188H232V190H230ZM233 189H234V191H233ZM173 190H175V189H173ZM182 190H181V192H182ZM221 190H223L224 193L221 192ZM103 191H104V193L106 192V194L104 196H103ZM1 192H0V206L2 208L3 207L6 208L7 213L5 211V213H6L5 216H6V219L7 218L9 219V222L6 221L7 226L12 231L17 233L21 230L19 228V226L17 225V222H16V220L18 219L17 213L13 209H11L7 205V203H5V199L3 200V195ZM35 194L40 195L39 201L35 199V197H34ZM182 196L185 197V195H183V194H182ZM236 196L237 197L239 196L242 199L241 200L239 199L240 201H238L239 197L236 198ZM70 197L74 198L76 204L70 202V199H69ZM176 197H179V196L176 195ZM176 197H175V199H176ZM224 197H226V198H224ZM171 199H172V197H169V201H168L169 205L171 204ZM222 199H223V201H225V203L222 201ZM196 200H198V198H196ZM19 201H20V203H19ZM80 201H82L84 203V205L83 206L81 205V207H78L77 202H80ZM203 203L205 204L206 202H203ZM224 204H226V205H224ZM167 210L168 209H166L165 212ZM251 210L253 212L255 211V214H256V216L253 218L250 217V211ZM208 211H209V209H208ZM167 215L168 214L166 213V216ZM251 215L253 216L254 214L252 213ZM132 216H134V217H132ZM143 217H145V216H143ZM140 218H136V219L140 220ZM172 218L173 217L171 216V219ZM178 218H176L175 221ZM225 218L226 219L229 218L228 222L231 224L230 225L231 228L229 227L228 229H226L225 231H222V232L216 231L215 229L218 226V224L219 223L221 224V222H223ZM136 219H134L135 222H136ZM166 219H167V224L169 225L168 222L171 223L172 221L169 217ZM204 219H205V217H204ZM172 220L174 221V219H172ZM244 220H246V221H248V223H250L248 225V227L244 226L245 224L243 225ZM205 221H203V222H205ZM175 223H178V222H175ZM200 223H202V222H200ZM165 224H166V222H165ZM167 224H166V226H167ZM236 224H239L241 227L236 228L238 226ZM172 225L173 224L171 223V227H172ZM179 225H180V223H179ZM179 225L177 224V226H179ZM195 226L198 227L199 225L198 226L195 225ZM191 229H194V226ZM197 229L195 228L194 230H197ZM155 230H156V233H155ZM176 230H178V229H176ZM170 231H171V228H170ZM170 231H168V232L170 233ZM157 232L161 233V234H157ZM172 232H173V230H172ZM183 232L189 233L188 231H183V229H182V233ZM182 233L179 235H181V236L185 235V237H184L185 239H186V237L189 236L186 239L187 241L190 239V237L192 240V234H188V236H187V233L186 234L183 233V235H182ZM127 234L128 235L130 234L129 239H127V240H129L131 245L133 246L132 247V249H134L133 252H130V253L125 252V250H126L125 249L123 252L121 251L122 253H120V257L122 260L121 259L117 260L118 257H116L115 255H113L114 256L113 257L111 255L112 259L108 260L109 262L103 261V255H105V252L108 250H111L112 248L115 249L114 247L118 246L119 242H121L122 239L125 237V235L127 236ZM170 234H172V233H170ZM89 235H91V236H89ZM115 235H118V236L115 238L114 237ZM3 237H2V240H3ZM143 237H142V239H143ZM18 240H16V241H18ZM33 243L37 244L38 247L37 246L34 247ZM123 243H125V242H123ZM181 244L182 243H180V245ZM215 244H217V243H215ZM228 244H230V243L227 242V244H225V245L227 246ZM124 245H126V243ZM220 245H221V243H220ZM210 246H212V247L210 248ZM126 247H127V245H126ZM261 247H259V248H261ZM17 248L19 250L18 252L16 251ZM123 248H125V247H123ZM230 248L232 250V247H229L227 249L230 250ZM160 249H158V250H160ZM2 252L0 254H3ZM222 252H225V251H222ZM226 252H227V250H226ZM242 253H243V251H242ZM226 254L227 253H225L224 257H226ZM199 255H200V257H199ZM4 256H5V258H4ZM263 256L261 258H263ZM226 258H224V259H226ZM212 260L215 262H213ZM217 261H219V259H217ZM45 262H46V260H45ZM222 262L226 263V261H224V260H222ZM22 263H24V262H22ZM165 263H163V264H165ZM219 263H221V262L219 261ZM178 264H182V263L179 261ZM226 264H231V263L229 261V263H226Z\"/></svg>","mask_w":264,"mask_h":264}]
</instances>
